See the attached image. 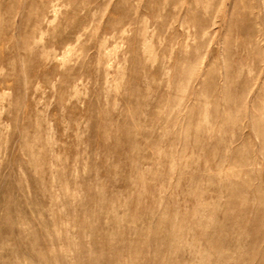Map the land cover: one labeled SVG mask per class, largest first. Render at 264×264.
Segmentation results:
<instances>
[{
    "label": "rangeland",
    "instance_id": "rangeland-1",
    "mask_svg": "<svg viewBox=\"0 0 264 264\" xmlns=\"http://www.w3.org/2000/svg\"><path fill=\"white\" fill-rule=\"evenodd\" d=\"M48 263L264 264V0H0V264Z\"/></svg>",
    "mask_w": 264,
    "mask_h": 264
},
{
    "label": "bare ground",
    "instance_id": "bare-ground-1",
    "mask_svg": "<svg viewBox=\"0 0 264 264\" xmlns=\"http://www.w3.org/2000/svg\"><path fill=\"white\" fill-rule=\"evenodd\" d=\"M199 185V184H198ZM228 185V184H227ZM197 186V185H196ZM194 196V195H193ZM195 198V197H194ZM230 201H232V200H230ZM242 204H244V203H242ZM115 208V207H114ZM140 209V208H139ZM189 210H191V209H189ZM188 210V211H189ZM215 212V211H214ZM248 212V211H247ZM189 213V212H188ZM191 213V212H190ZM165 214V213H164ZM176 215V214H175ZM178 215V214H177ZM190 215V214H189ZM153 216V215H152ZM161 216V215H160ZM183 218V217H182ZM185 219V218H184ZM174 220V219H173ZM191 220V219H190ZM221 220V219H220ZM185 221V220H184ZM199 221V220H198ZM191 222H192V220H191ZM187 223V222H186ZM200 223V222H199ZM244 223V222H243ZM162 224V223H161ZM203 224V223H202ZM160 225V224H159ZM164 225V224H163ZM197 225V224H196ZM148 226V225H147ZM184 227V226H183ZM226 227V226H225ZM220 228V227H219ZM173 229V228H172ZM186 229V228H185ZM188 229V228H187ZM240 229V228H239ZM118 230V229H117ZM176 230V229H175ZM181 230V229H180ZM203 230V229H202ZM172 231H174V230H172ZM83 232V231H82ZM110 232V231H109ZM143 232V231H142ZM202 232V231H201ZM237 232V231H236ZM122 233V232H121ZM174 233V232H173ZM192 233H193V231H192ZM243 233V232H242ZM246 233V232H245ZM127 234V233H126ZM205 234V233H204ZM238 234V233H237ZM111 235V234H110ZM175 235V234H174ZM208 235V234H207ZM173 236V235H172ZM184 236V235H183ZM201 236V235H200ZM180 237V236H179ZM127 239V238H126ZM193 239V238H192ZM195 239V238H194ZM57 241V240H56ZM64 241V240H63ZM114 241H115V239H114ZM196 241V240H195ZM239 241V240H238ZM49 242V241H48ZM111 242V241H110ZM191 242V241H190ZM216 242V241H215ZM227 242V241H226ZM62 243V242H61ZM58 244H60V243H58ZM57 244V245H58ZM181 244V243H180ZM192 244V243H191ZM214 244V243H213ZM71 245V244H70ZM116 245V244H115ZM63 246V245H62ZM109 247V246H108ZM125 247V246H124ZM158 247V246H157ZM156 247V248H157ZM222 247V246H221ZM230 247V246H229ZM65 248V247H64ZM233 248V247H232ZM63 249V248H62ZM126 249V248H125ZM121 250H122V248H121ZM39 251V250H38ZM120 251V250H119ZM158 251V250H157ZM165 251V250H164ZM32 252V251H31ZM223 252V251H222ZM125 253H126V251H125ZM239 253V252H238ZM250 253H251V251H250ZM65 254V253H64ZM122 254V253H121ZM159 254V253H158ZM41 255V254H40ZM231 255V254H230ZM47 257V256H46ZM61 257V256H60ZM67 257V256H66ZM122 257V256H121ZM120 257V258H121ZM128 257V256H127ZM251 257V256H250ZM69 258V257H68ZM162 258V257H161ZM195 258V257H194ZM117 259H118V257H117ZM225 259V258H224ZM63 260V259H62ZM129 260V259H128ZM154 260V259H153ZM218 260V259H217ZM243 260V259H242ZM262 260V259H261ZM48 261V260H47ZM54 261V260H53ZM117 261V260H116ZM124 261V260H123ZM162 261V260H161ZM63 262V261H62ZM118 262V261H117ZM122 262V261H121ZM250 262V261H249ZM125 263V262H124ZM154 263V262H153ZM193 263V262H192ZM217 263V262H216ZM49 264V263H48ZM70 264V263H69ZM232 264V263H231ZM252 264V263H251Z\"/></svg>",
    "mask_w": 264,
    "mask_h": 264
}]
</instances>
